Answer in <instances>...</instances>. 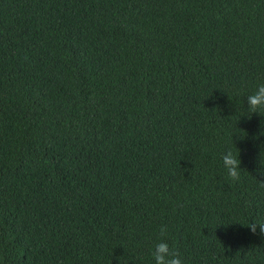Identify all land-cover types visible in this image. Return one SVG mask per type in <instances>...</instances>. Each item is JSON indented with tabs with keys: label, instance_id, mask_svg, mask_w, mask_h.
I'll list each match as a JSON object with an SVG mask.
<instances>
[{
	"label": "trees",
	"instance_id": "16d2710c",
	"mask_svg": "<svg viewBox=\"0 0 264 264\" xmlns=\"http://www.w3.org/2000/svg\"><path fill=\"white\" fill-rule=\"evenodd\" d=\"M260 83L264 0H0V264H264Z\"/></svg>",
	"mask_w": 264,
	"mask_h": 264
},
{
	"label": "clouds",
	"instance_id": "9594fccd",
	"mask_svg": "<svg viewBox=\"0 0 264 264\" xmlns=\"http://www.w3.org/2000/svg\"><path fill=\"white\" fill-rule=\"evenodd\" d=\"M246 101L250 118L252 114L264 116L262 115L264 114V83L258 84L255 91L246 97ZM221 159L228 177L233 181H239L241 170H243L240 167L239 152L234 154L231 150L226 151ZM246 226L252 233H255L257 226H259L260 233L264 235V221L249 222ZM166 237L167 228L161 227L159 230V240L152 251L155 264H183L180 254L170 248Z\"/></svg>",
	"mask_w": 264,
	"mask_h": 264
}]
</instances>
